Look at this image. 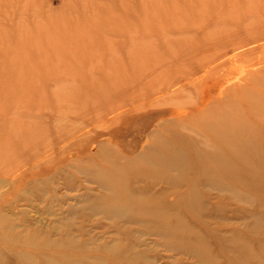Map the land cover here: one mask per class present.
Here are the masks:
<instances>
[{"label":"rangeland","instance_id":"374dc122","mask_svg":"<svg viewBox=\"0 0 264 264\" xmlns=\"http://www.w3.org/2000/svg\"><path fill=\"white\" fill-rule=\"evenodd\" d=\"M200 18L264 30V0H0V89L11 85L0 91V145L17 136L21 149L0 148V264H263L264 179L210 187L187 162L204 138L223 143L195 122L221 111L264 53L176 82L169 71L203 31L181 29ZM116 80L123 93L108 97ZM230 148L228 171L264 178V144Z\"/></svg>","mask_w":264,"mask_h":264},{"label":"bare ground","instance_id":"6f19581e","mask_svg":"<svg viewBox=\"0 0 264 264\" xmlns=\"http://www.w3.org/2000/svg\"><path fill=\"white\" fill-rule=\"evenodd\" d=\"M204 19L205 18L202 19L200 18L199 20L201 22L196 21V22H192L189 25L185 24V26L182 27L181 29V30L187 29V31H190V28H192L194 25H197L199 28H203V31L199 33L200 36L203 35V38H201L198 34H196L195 36H199L197 37L198 39L196 41L193 40L192 42L189 41L194 46L189 49L186 48L181 49L183 51L182 52L183 54L181 53L182 55L179 56V58H177L175 62V64L181 62V64L179 65L181 69L179 70V68L177 67L175 70L169 71L171 72L169 76L174 78L176 82L177 80L181 79L182 83L186 82L187 84L188 80H190L195 73L203 72V70H205L206 68L217 69L220 68L221 66H224L228 62H237V60L240 58H247V57L251 58L252 56L258 54L260 51L264 53V43H262L264 41V38L260 37V35L262 36L264 35L262 34L264 30L260 28L262 25L258 23L256 19H250L248 24L245 25H242L243 19L240 18H223V19L208 18V20L211 21ZM205 23L212 26L213 29L212 32L206 33L204 29ZM197 45H201V46L203 45L202 49L198 50ZM148 55L149 57L151 56L150 54ZM154 57L155 55L154 56L152 55V57L149 60L155 63ZM172 65L173 62L171 63L170 66ZM158 67H160L159 64ZM164 73H168V72L164 71ZM7 83L8 82H5L4 86L2 84L3 89H0V91L2 90L1 94H3L4 91L7 94L10 93L11 85ZM157 87L158 88L155 90L153 89L151 93L156 94L164 90V85L162 81ZM140 88L142 87L140 86ZM174 88H176V86L172 87L171 88L172 90H169L170 92L172 91L173 95H178L179 93L182 92V91L180 92V90L178 91L177 89L174 90ZM122 90H123L122 84L118 83V81L116 80L111 83V87L108 90L107 96L110 97L111 95H113L117 97L115 94L123 93ZM226 92H229L232 95H230L229 97L225 96L227 98L225 99L222 98L223 100L221 99L222 102L220 103V105L223 104L222 105L223 108L221 107L220 109L221 111L219 112L217 111L218 113L214 114V116L210 114L211 116L207 115L209 116L208 118H202L201 120L195 122L202 124L199 130L205 132L204 136L209 138V135L213 137V135L217 133L220 136L223 143L221 144L218 143L216 145L213 139L206 140L204 136L200 135L201 138H204L201 143H204L209 150L202 147L199 149L197 148L199 147L197 145H195V148L191 150L187 146L189 150L188 154L191 155V159L188 158L189 162H187L189 163L188 168L189 170H192L191 169L192 165H197L198 170L196 173L199 174V176L204 174V176L201 179L196 180V182L199 184H201V181L204 180L205 184L209 185L210 187L213 186L218 187L220 185L223 188L225 187L227 182H229L230 180H235L237 183H242V186L246 188L252 180L255 179L263 180L264 179L263 176H255L250 180L247 178L244 180L243 174L236 173V171L235 172L228 171L226 155L229 152L228 150L230 147H231L230 149L232 150L244 149V150H249L250 152L253 151L256 152L254 147L256 146L257 149H260V145L264 144V67L262 69H257V70L255 69L251 71L240 84L233 86L232 88L228 89ZM11 102L12 101H9V104ZM212 106L213 103L211 102L209 105H207L206 108L210 113H212L210 110L213 108ZM217 108L218 106H216V109ZM203 119L205 120L203 121ZM183 120L184 119L181 118L180 120L181 125H179L180 127H185V126H189L190 128L194 127L193 121H191L192 123L187 124ZM229 130L234 131V135H229L228 134ZM255 130H258V134L263 135V138L258 142H254L252 144L248 143L246 139L249 138L252 139L254 138L256 140L259 139L260 136L255 134V132H257ZM8 131L9 130H5L4 133H7ZM231 136L236 140L235 144L231 142ZM187 140L188 139L186 138L183 139V141L185 142H187ZM17 145H19V143L17 142V136L14 137L10 136L9 138H7L6 142L0 145V148L3 151L2 152L3 157H9L8 153H10V151L13 150L17 151L15 153L20 152L19 150L21 149H19ZM180 155H182V153ZM238 157L240 160H242V163L245 165V167H252V165H250L249 163L250 161L249 154L246 155L240 154V156ZM170 166L173 169L176 167L180 168L182 167V163L180 164L177 162H172ZM111 167H112L111 171H113V173H117L118 171L117 167L119 166L113 165ZM202 168H204V171L202 170ZM149 173L150 171L146 168L143 179H150L157 181L155 180L156 178ZM211 176L212 177L215 176L220 179H216V183L215 180L211 182V178H212ZM139 177H141V171H138L130 178L132 179V181L135 180L138 181L141 179ZM166 180L170 183L173 182L171 178H166ZM196 185H194L193 188L190 190L191 192L194 193V191H196L198 186ZM103 186L107 188L110 187V184L107 182L104 183ZM259 196L261 198L264 197L263 188L259 190ZM195 206L196 205H194L193 207ZM198 210L200 211V209ZM196 212L198 211L196 210ZM196 212L194 211V213Z\"/></svg>","mask_w":264,"mask_h":264}]
</instances>
